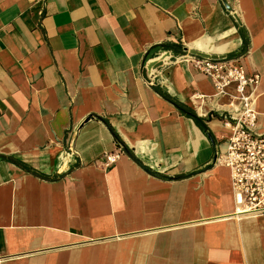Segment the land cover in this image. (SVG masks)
<instances>
[{
  "label": "crops",
  "instance_id": "crops-1",
  "mask_svg": "<svg viewBox=\"0 0 264 264\" xmlns=\"http://www.w3.org/2000/svg\"><path fill=\"white\" fill-rule=\"evenodd\" d=\"M228 2L0 0V264H264L219 162L233 98L159 47L258 74L264 130V0Z\"/></svg>",
  "mask_w": 264,
  "mask_h": 264
},
{
  "label": "built area",
  "instance_id": "built-area-1",
  "mask_svg": "<svg viewBox=\"0 0 264 264\" xmlns=\"http://www.w3.org/2000/svg\"><path fill=\"white\" fill-rule=\"evenodd\" d=\"M188 57L212 81L218 96L233 98L228 112L222 115L228 135L224 137L226 148L219 162L231 173L235 215L264 217V130L259 125L260 114L256 109L260 76L248 75L239 60ZM230 89L235 94H230ZM198 99L203 101L204 96L198 95ZM121 157L120 151L108 153L101 163L109 167Z\"/></svg>",
  "mask_w": 264,
  "mask_h": 264
},
{
  "label": "trees",
  "instance_id": "trees-1",
  "mask_svg": "<svg viewBox=\"0 0 264 264\" xmlns=\"http://www.w3.org/2000/svg\"><path fill=\"white\" fill-rule=\"evenodd\" d=\"M236 20V18H235ZM236 25L239 27L240 31L242 33H244V29L243 27L237 22L236 20ZM162 50H165V51H172L174 54H188V49L183 46L182 44H174V43H166V44H163L161 46H159ZM158 48L157 46L152 48L151 51H153L154 49ZM180 108H182L181 106H179ZM189 115L193 116L194 119L196 121H198V123H200V118H198L197 116L195 115H192L189 113ZM8 160H10L11 162L19 165L20 167H22L23 169L29 171V172H32L34 174H37V172L35 170H33L31 167H29L28 165H26L25 163L21 162L20 160H17V159H14L12 157L10 158H7Z\"/></svg>",
  "mask_w": 264,
  "mask_h": 264
},
{
  "label": "water",
  "instance_id": "water-1",
  "mask_svg": "<svg viewBox=\"0 0 264 264\" xmlns=\"http://www.w3.org/2000/svg\"><path fill=\"white\" fill-rule=\"evenodd\" d=\"M222 1H223L224 5H225V7H226V9H227L228 11H233V10H232V7L230 6V4H229V2H228V0H222ZM235 18H236L237 22L241 25L240 20L238 19V17L235 16ZM159 51H160V48H157V49L153 50V51L151 52V55L149 56V60H151V59H152V56H153L154 54H156L157 52H159ZM188 55H190V56H196V57L204 58V59H213V60L223 59V58H221V57L210 56V55L202 54V53H199V52H196V51H189ZM159 66H160V63L152 62V63L149 65L148 70L153 69V68L156 69V68H158ZM148 70H147V69L144 70V77H146V78H147V72H148ZM217 158H218V153L216 152L215 157H214V163L217 162Z\"/></svg>",
  "mask_w": 264,
  "mask_h": 264
},
{
  "label": "bare ground",
  "instance_id": "bare-ground-1",
  "mask_svg": "<svg viewBox=\"0 0 264 264\" xmlns=\"http://www.w3.org/2000/svg\"><path fill=\"white\" fill-rule=\"evenodd\" d=\"M236 214V213H235ZM236 217H238V218H244V217H241L240 215H235Z\"/></svg>",
  "mask_w": 264,
  "mask_h": 264
}]
</instances>
